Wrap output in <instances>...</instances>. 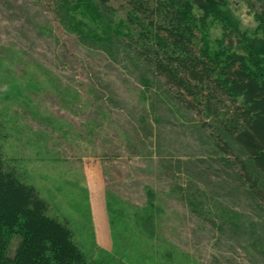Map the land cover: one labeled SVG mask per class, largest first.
<instances>
[{
	"label": "rangeland",
	"instance_id": "rangeland-1",
	"mask_svg": "<svg viewBox=\"0 0 264 264\" xmlns=\"http://www.w3.org/2000/svg\"><path fill=\"white\" fill-rule=\"evenodd\" d=\"M226 8L256 31L259 21L247 3L229 0ZM91 15L81 8L79 27L100 34ZM203 16L210 45L218 49L223 23ZM137 81L104 53L82 47L44 4L0 0V110L10 132L4 151L49 202V213L68 223L87 259L264 264L235 234L192 213L181 199L187 170L202 164L201 140L184 110L162 105L156 119L151 94L144 97ZM180 159L191 165L178 168ZM9 238L13 257L20 236Z\"/></svg>",
	"mask_w": 264,
	"mask_h": 264
},
{
	"label": "trees",
	"instance_id": "trees-1",
	"mask_svg": "<svg viewBox=\"0 0 264 264\" xmlns=\"http://www.w3.org/2000/svg\"><path fill=\"white\" fill-rule=\"evenodd\" d=\"M32 1L44 4L82 47L131 70L144 97L151 94L156 119L163 106L192 117L204 157L201 166L187 170L181 199L263 261L264 0H243L259 21L253 32L226 8L229 0ZM83 7L100 34L80 29L77 13ZM204 13L223 23L218 49L210 45ZM4 113L0 110V264H106L87 259L68 223L49 213V202L5 153L10 132ZM146 125L151 132L152 124ZM177 162L178 168L191 165ZM12 233L20 242L10 257Z\"/></svg>",
	"mask_w": 264,
	"mask_h": 264
}]
</instances>
